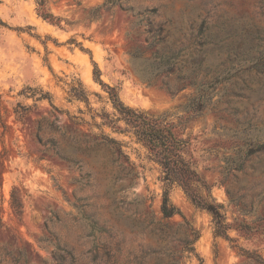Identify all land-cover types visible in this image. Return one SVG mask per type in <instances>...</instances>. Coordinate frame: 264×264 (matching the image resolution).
I'll use <instances>...</instances> for the list:
<instances>
[{
  "label": "rangeland",
  "instance_id": "374dc122",
  "mask_svg": "<svg viewBox=\"0 0 264 264\" xmlns=\"http://www.w3.org/2000/svg\"><path fill=\"white\" fill-rule=\"evenodd\" d=\"M45 2L59 25L38 14L36 0H0V264H137L141 254L142 264H264V0ZM151 8V28L164 30L172 50L189 45L190 24L203 18L227 36L205 47V65H216L206 81H217L202 113L184 122V137L185 157L231 224V239L217 234L212 216L173 184L169 197L179 212L167 221L175 233L160 247L139 222L142 213L161 216L160 166L122 120L121 131L103 124L101 116L114 119L116 111L94 79L93 62L124 105L148 115L177 123L196 95L192 86L173 93L162 87L176 84L177 68H193L187 54L174 74H161L153 85L133 74L128 52L146 49L150 25H132ZM73 88H83L87 102ZM40 93L50 99H37ZM18 104L27 107L21 120ZM80 118L85 122L72 124ZM69 127L114 138L125 157L114 161L102 145L88 154L76 150L62 132ZM84 214L102 230L91 231ZM242 220L250 224L246 232L235 227ZM185 228L198 237H186ZM58 242L71 252L62 261Z\"/></svg>",
  "mask_w": 264,
  "mask_h": 264
},
{
  "label": "trees",
  "instance_id": "16d2710c",
  "mask_svg": "<svg viewBox=\"0 0 264 264\" xmlns=\"http://www.w3.org/2000/svg\"><path fill=\"white\" fill-rule=\"evenodd\" d=\"M116 1L117 0H104L102 5L111 7L117 3ZM36 2L38 4V14L43 19L59 25L60 18L53 15L45 8V0H36ZM155 12L156 9L151 8L141 17L136 14L137 19L133 22L132 26L134 27L141 24L143 20L147 21L150 25V28L147 30L150 41L147 43L145 50L133 48L128 52L129 66L139 81L149 86L155 84L156 79L161 74H174L176 70V63L182 58V56H184V54H187V56L191 58L190 63L193 68H187L186 70H182L181 67L177 68L178 79L176 80V84H169L168 82H165L162 87L173 93L184 89L186 86H192L194 87L196 95L191 97L184 105V114L179 117V122L177 123L166 120L165 115H148L145 112H141L124 105L120 101L116 89L100 80L99 68L97 67V64L93 62L94 79L99 82L101 86L107 89L112 107L116 111V114H114L116 118L114 119L111 118L109 114H103L101 116L104 120L103 124L121 131V126L117 125L116 122L118 120H122L132 130L136 139L146 147L151 155V158L154 159L160 166L161 181L163 182L162 201L160 205L161 216L157 218L151 212L142 213L139 216L141 228H147L149 233L153 235L155 240L159 243L160 247H164L165 243H163V241L175 233L173 225L167 221L170 217L179 212L169 197L170 189L173 184L179 185L195 206L206 210L212 216L215 232L217 234L231 239L226 234V231L231 227V224L225 221V217L220 211V206L211 200L210 188L205 180L200 177L198 171L185 157L189 141L184 137V122L187 119L198 116L202 113L211 96L209 88L211 85L215 84V80L217 81V77L214 78L213 81H206L207 78L215 76L216 65L214 68L210 65H205V47L210 44L216 46L227 36L224 38L219 36L218 33L212 32V25L207 24L203 18L200 23L190 24L189 29L192 41L189 45L181 47L175 51L172 50V42L168 44V39L163 37L164 30L162 28L152 30L151 17L155 14ZM127 34H129V32H127ZM156 44H163V46L159 50L150 51V55L146 56L145 51ZM195 44L199 46V49L190 52V48ZM186 51L187 53H185ZM195 52L196 55H194ZM199 73L202 75L201 80H197ZM73 96L77 99L85 100L86 102L88 100L86 92L83 88H73ZM43 98L50 99L49 94L40 93L37 99ZM50 105L54 110L61 112L51 102ZM18 107L21 110L15 109V113L17 118L21 120L26 114L25 110H27V107L19 104ZM71 122L73 125H80L81 122L85 121L80 118V121L71 120ZM41 129L42 125H39L38 130L40 131ZM62 132L72 140L75 144L76 150L80 152L88 154L94 148L102 145L110 150L112 156H114V161H117L120 157H125L120 143L109 136L101 135L100 139H98L89 132L82 131L79 128L70 127L63 129ZM39 141H42L41 138H39ZM51 142L52 141H50V143ZM65 159L69 162H73V164H77L78 162L77 159L73 157H66ZM201 188L207 190L208 194L206 197L200 194L199 190ZM142 201L140 202L141 204ZM84 218L86 219L87 226L91 231L102 230V228L96 226V222L91 217L84 214ZM235 227L239 231L246 232L249 229L250 224L242 220L236 223ZM185 235L186 237H192V240H195L198 237V232L192 228H185ZM192 242L193 241H188L190 244ZM160 247L152 249L151 252L158 254L160 252ZM55 248L60 252L59 258L61 261L64 260L65 255L71 254L70 250L63 246L60 242L55 244ZM143 258L144 254L136 257L137 264H142ZM155 264H160L159 260H157ZM169 264H178V262L173 260Z\"/></svg>",
  "mask_w": 264,
  "mask_h": 264
}]
</instances>
